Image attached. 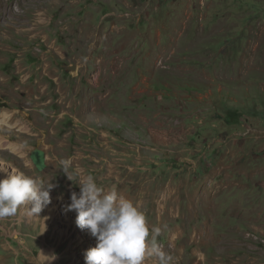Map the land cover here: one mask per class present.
Here are the masks:
<instances>
[{
  "label": "rangeland",
  "instance_id": "rangeland-1",
  "mask_svg": "<svg viewBox=\"0 0 264 264\" xmlns=\"http://www.w3.org/2000/svg\"><path fill=\"white\" fill-rule=\"evenodd\" d=\"M0 137L5 178L56 185L0 218V264H85L89 175L169 264H264V0H0Z\"/></svg>",
  "mask_w": 264,
  "mask_h": 264
},
{
  "label": "clouds",
  "instance_id": "clouds-1",
  "mask_svg": "<svg viewBox=\"0 0 264 264\" xmlns=\"http://www.w3.org/2000/svg\"><path fill=\"white\" fill-rule=\"evenodd\" d=\"M61 164L64 170L71 161ZM78 186L80 191L71 193L67 210L75 211L77 226L87 229L98 241L86 251L85 264H143L146 257H156L159 264H169L170 256L156 243L160 229H151L149 239L150 229L139 204L115 190L105 192L91 175ZM54 187L53 183L42 185L36 178L12 171L0 179V218L16 215L23 205L28 206L31 215L37 216L51 203Z\"/></svg>",
  "mask_w": 264,
  "mask_h": 264
},
{
  "label": "bare ground",
  "instance_id": "bare-ground-1",
  "mask_svg": "<svg viewBox=\"0 0 264 264\" xmlns=\"http://www.w3.org/2000/svg\"><path fill=\"white\" fill-rule=\"evenodd\" d=\"M8 115L9 114H7V112H2L1 113V117H2V119H1V122L3 123H5L6 121H7V118H8ZM49 125V124H48ZM104 139V138H103ZM0 146L1 147H3V148H8V149H10L11 151H14V152H16L17 151V148L13 145V144H11V143H9V142H7V141H5L2 137H0ZM2 168V167H1ZM3 172H4V170L3 171H0V179H4L5 177H4V174H3ZM226 242V241H225ZM229 246V245H228ZM173 249V248H172ZM228 250H229V247H224L223 248V250H215V254L216 255H221V257H223V255H225L226 254V252H228ZM176 250L174 249V252H175ZM217 259V258H216ZM180 260V259H179Z\"/></svg>",
  "mask_w": 264,
  "mask_h": 264
},
{
  "label": "water",
  "instance_id": "water-1",
  "mask_svg": "<svg viewBox=\"0 0 264 264\" xmlns=\"http://www.w3.org/2000/svg\"><path fill=\"white\" fill-rule=\"evenodd\" d=\"M30 158L38 170H42L45 167V155L42 150L40 149L34 150L31 153Z\"/></svg>",
  "mask_w": 264,
  "mask_h": 264
}]
</instances>
